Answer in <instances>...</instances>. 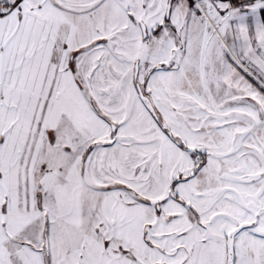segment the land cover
I'll return each instance as SVG.
<instances>
[{
  "label": "snow or ice",
  "instance_id": "obj_1",
  "mask_svg": "<svg viewBox=\"0 0 264 264\" xmlns=\"http://www.w3.org/2000/svg\"><path fill=\"white\" fill-rule=\"evenodd\" d=\"M0 264H264V0H0Z\"/></svg>",
  "mask_w": 264,
  "mask_h": 264
}]
</instances>
